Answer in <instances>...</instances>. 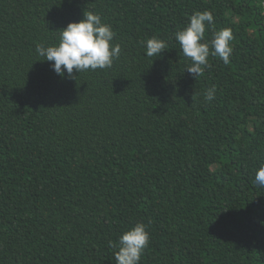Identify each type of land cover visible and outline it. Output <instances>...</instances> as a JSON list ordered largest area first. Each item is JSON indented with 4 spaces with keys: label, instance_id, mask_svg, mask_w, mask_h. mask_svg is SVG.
<instances>
[{
    "label": "trees",
    "instance_id": "trees-1",
    "mask_svg": "<svg viewBox=\"0 0 264 264\" xmlns=\"http://www.w3.org/2000/svg\"><path fill=\"white\" fill-rule=\"evenodd\" d=\"M206 10L232 53L194 78L174 34ZM84 12L121 54L59 76L36 45ZM262 166L264 0H0V264H116L137 223L139 264H264Z\"/></svg>",
    "mask_w": 264,
    "mask_h": 264
},
{
    "label": "clouds",
    "instance_id": "clouds-1",
    "mask_svg": "<svg viewBox=\"0 0 264 264\" xmlns=\"http://www.w3.org/2000/svg\"><path fill=\"white\" fill-rule=\"evenodd\" d=\"M214 22L211 12L203 11L193 14L189 23L174 34L183 55L191 61L186 68L188 73L196 76L203 75L208 66L209 55L218 56L223 63L230 62L232 53L231 41L234 39L231 29L224 28L216 31L211 40V52L208 43L202 42L206 28ZM115 32L109 24L103 23L98 14L83 13L79 22H70L60 30L59 43L53 46L37 44L35 52L52 62L53 71L64 76L65 72L71 78L73 71L77 73L103 70L110 68L115 59L121 54L120 45H113ZM166 44L158 38H150L145 42V54L157 57L165 49ZM215 88L206 90L205 100L215 98ZM254 183L264 188V166L255 172ZM149 233L146 225L137 223L124 232L118 240L115 253L116 264H139L143 251L148 247Z\"/></svg>",
    "mask_w": 264,
    "mask_h": 264
}]
</instances>
